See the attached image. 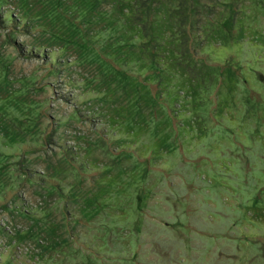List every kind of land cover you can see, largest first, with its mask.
Listing matches in <instances>:
<instances>
[{
  "label": "rangeland",
  "instance_id": "1",
  "mask_svg": "<svg viewBox=\"0 0 264 264\" xmlns=\"http://www.w3.org/2000/svg\"><path fill=\"white\" fill-rule=\"evenodd\" d=\"M0 264H264V0H0Z\"/></svg>",
  "mask_w": 264,
  "mask_h": 264
}]
</instances>
